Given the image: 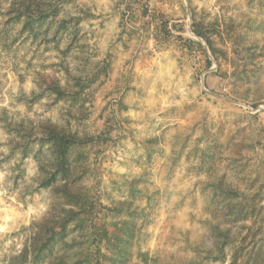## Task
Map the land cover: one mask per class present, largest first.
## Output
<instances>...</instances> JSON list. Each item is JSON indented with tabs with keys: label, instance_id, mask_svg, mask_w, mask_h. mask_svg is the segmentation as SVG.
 <instances>
[{
	"label": "rangeland",
	"instance_id": "obj_1",
	"mask_svg": "<svg viewBox=\"0 0 264 264\" xmlns=\"http://www.w3.org/2000/svg\"><path fill=\"white\" fill-rule=\"evenodd\" d=\"M0 264H264V0H0Z\"/></svg>",
	"mask_w": 264,
	"mask_h": 264
}]
</instances>
